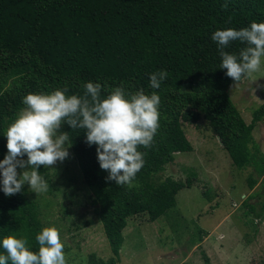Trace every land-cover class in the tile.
Here are the masks:
<instances>
[{
    "label": "trees",
    "instance_id": "trees-1",
    "mask_svg": "<svg viewBox=\"0 0 264 264\" xmlns=\"http://www.w3.org/2000/svg\"><path fill=\"white\" fill-rule=\"evenodd\" d=\"M253 21L264 22V0H0V160L8 151L5 131L28 93L66 88L67 95L83 96L84 85L92 82L101 84V99L115 87L126 97L141 89L160 97L159 129L149 148L138 149L145 163L130 187L106 180L86 130L61 125L110 252L92 264H116L126 220L144 215L154 221L175 205L178 190L190 186L193 175L151 181L173 153L191 150L184 122L201 117L232 166L252 167L256 178L264 175V156L250 146L264 99L245 123L226 93L236 82L220 68L218 45L211 39L216 30H239ZM245 46L233 41L225 51L238 55ZM158 71L168 77L153 89L150 76ZM38 171L48 179L43 167ZM255 182L249 175L248 188ZM40 230L36 205L24 187L5 196L0 185V240L23 236L38 251ZM0 254L6 255L2 246ZM201 259L210 264L204 253Z\"/></svg>",
    "mask_w": 264,
    "mask_h": 264
},
{
    "label": "rangeland",
    "instance_id": "rangeland-1",
    "mask_svg": "<svg viewBox=\"0 0 264 264\" xmlns=\"http://www.w3.org/2000/svg\"><path fill=\"white\" fill-rule=\"evenodd\" d=\"M226 93L248 123L251 111L264 99V58L261 71L232 83ZM182 127L191 150L173 153L151 181L166 177L183 181L193 175L191 184L178 190L175 205L154 221L144 215L126 220L116 264H203L201 253L210 264H264V175L256 178L252 167L232 166L201 117ZM251 136L250 146H257L264 156V116ZM65 148L68 156L62 162L43 167L48 190L37 195L25 183V195L36 205L41 229L59 230L68 264L106 260L110 252L91 192L67 142ZM24 170L17 168L18 174ZM249 175L256 180L252 188H248Z\"/></svg>",
    "mask_w": 264,
    "mask_h": 264
},
{
    "label": "clouds",
    "instance_id": "clouds-1",
    "mask_svg": "<svg viewBox=\"0 0 264 264\" xmlns=\"http://www.w3.org/2000/svg\"><path fill=\"white\" fill-rule=\"evenodd\" d=\"M211 39L217 42L220 68L227 70V77L238 83L261 71L264 22L253 21L239 30H216ZM233 41L246 45L238 55L225 51ZM167 77L166 71L151 74V88H160ZM101 90L100 83L88 82L83 96L67 95L65 88L47 94L28 93L22 98L25 107L4 134L8 151L0 160V185L5 196L20 193L25 183L37 195L48 190L38 169L49 168L68 156L65 143L69 135L57 134L65 123L71 129L86 130V143L96 145L99 166L108 172L106 180L115 181L117 186H132L145 163V154L138 149L149 148L159 129L160 97L155 92L147 95L142 89L126 97L122 87H115L101 99ZM25 155L27 160L23 159ZM18 167L27 170L18 174ZM35 240L38 251H32L23 236H4L0 246L6 255L0 254V264H68L65 245L55 226L42 228Z\"/></svg>",
    "mask_w": 264,
    "mask_h": 264
}]
</instances>
